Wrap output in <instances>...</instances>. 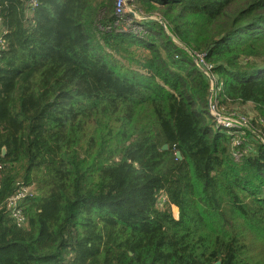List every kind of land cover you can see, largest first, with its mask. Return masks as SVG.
Masks as SVG:
<instances>
[{
	"label": "trees",
	"instance_id": "16d2710c",
	"mask_svg": "<svg viewBox=\"0 0 264 264\" xmlns=\"http://www.w3.org/2000/svg\"><path fill=\"white\" fill-rule=\"evenodd\" d=\"M116 2L0 0V264H264V0Z\"/></svg>",
	"mask_w": 264,
	"mask_h": 264
},
{
	"label": "rangeland",
	"instance_id": "374dc122",
	"mask_svg": "<svg viewBox=\"0 0 264 264\" xmlns=\"http://www.w3.org/2000/svg\"><path fill=\"white\" fill-rule=\"evenodd\" d=\"M126 7H127L128 11H130L132 13L137 12L136 7L134 5H131L130 3H128ZM141 15H143V14H141ZM143 16H146V15H143ZM143 16H139V17L142 18ZM152 17L156 18L157 20H159V19L162 20V17H160L158 15H153ZM119 19H121V18H119ZM162 23L164 24L163 21H162ZM132 24L135 25L136 23L130 19L122 20V22L120 24L116 25V30H118L120 32H127V33L138 31L139 29L135 26H132ZM0 32H1V30H0ZM176 42L179 43L180 45H182V43L178 39H176ZM133 48L134 49H133V51H131V55L136 56V55H141V53L143 54V51H141V49H138L135 46ZM183 48H185V47H183ZM111 51L114 53L115 58H117L121 64L126 66V67H124L125 69H141V66L138 63H134L132 61V58L123 57L122 56L123 51L118 52V51L113 50V49ZM189 53L191 55H193L195 63L199 67H202L200 64V61L197 60V57H195L194 54L191 53L190 51H189ZM211 78H212L211 88L213 89L214 94H216V90L220 91V89L222 87V84L220 83L221 79L219 77H216V76H211ZM217 82H219V85L217 84ZM211 104L213 106V111H214L212 113L218 117L217 122L229 131L232 129V130H237V131L243 132V130L241 128L235 127L234 124H232V126H226L225 123L232 122V123H236V125L237 124H243V123L248 124L249 119L254 118V116L258 115V112H259L257 109L254 108L253 105H246V106H243V108H235L232 110H224V109L216 110L214 108V105L218 104V102L215 101V99H213ZM242 117H245L246 119L244 120V118H242ZM238 139H239V137H238ZM260 140L264 141V133L263 132H261ZM237 142H239V140L236 141V143ZM238 157H239V155H236V159H238ZM172 206H173L172 211H173L174 216L179 219V208L175 205H172ZM160 207L165 208L164 202L160 204Z\"/></svg>",
	"mask_w": 264,
	"mask_h": 264
},
{
	"label": "built area",
	"instance_id": "2783aa9c",
	"mask_svg": "<svg viewBox=\"0 0 264 264\" xmlns=\"http://www.w3.org/2000/svg\"><path fill=\"white\" fill-rule=\"evenodd\" d=\"M134 1L135 0H117V2H116V14H117V16L121 17L125 13L130 12V11H128L126 6L128 3H133ZM133 14L137 18L141 19L136 12H133ZM211 68L212 67L209 66L208 69L205 70V72L207 74H209L208 72H210L209 70ZM212 101H213V99L211 98L210 99L211 113L214 112L213 106L211 104ZM214 108L216 110L220 109L217 104L214 105ZM213 115H215V114H213ZM242 118H244V120H245V117H242ZM217 119H218V117H217ZM232 124H234L235 127H238V124L236 125V123H232V122L225 123L226 126H232ZM36 195H37V193H36V190L34 189L33 186L23 185L9 198V200H8L9 208L11 209L12 215L17 219L19 224H23L26 221V216L23 212V206H22L23 202L26 199L35 197Z\"/></svg>",
	"mask_w": 264,
	"mask_h": 264
},
{
	"label": "water",
	"instance_id": "95a60500",
	"mask_svg": "<svg viewBox=\"0 0 264 264\" xmlns=\"http://www.w3.org/2000/svg\"><path fill=\"white\" fill-rule=\"evenodd\" d=\"M145 18H146V16H143L141 19H145ZM159 21L162 23L163 20L159 19ZM213 93H214V91L212 89L211 92H210V99L212 98ZM164 149H168V144L164 145ZM6 151H7V149L4 148L3 152L6 153ZM176 155H177L178 158L182 159V153L180 151H177ZM215 264H221V261H218Z\"/></svg>",
	"mask_w": 264,
	"mask_h": 264
}]
</instances>
